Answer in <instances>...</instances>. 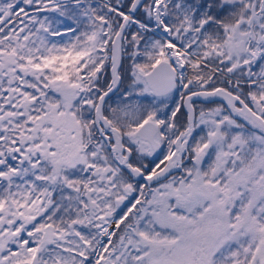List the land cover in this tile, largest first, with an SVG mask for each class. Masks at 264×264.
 <instances>
[{
    "label": "snow or ice",
    "instance_id": "1",
    "mask_svg": "<svg viewBox=\"0 0 264 264\" xmlns=\"http://www.w3.org/2000/svg\"><path fill=\"white\" fill-rule=\"evenodd\" d=\"M0 264H264V0H0Z\"/></svg>",
    "mask_w": 264,
    "mask_h": 264
}]
</instances>
